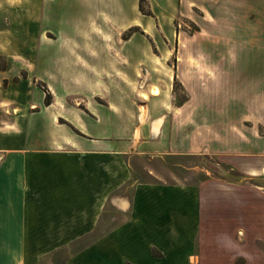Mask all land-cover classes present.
Returning <instances> with one entry per match:
<instances>
[{"label": "crops", "instance_id": "obj_1", "mask_svg": "<svg viewBox=\"0 0 264 264\" xmlns=\"http://www.w3.org/2000/svg\"><path fill=\"white\" fill-rule=\"evenodd\" d=\"M182 3L185 15L195 5L194 32L180 25V44L184 33L201 50L177 56L173 77L187 98L172 113L151 92V125L137 137L84 125L81 117L99 120L106 109L89 95L105 93L101 83L65 90L83 94L86 108L60 113L50 102L13 118L0 108V264L196 263L203 185L163 178L165 158L264 154V0ZM223 8L225 23L217 17ZM82 62L98 81L121 70L116 55Z\"/></svg>", "mask_w": 264, "mask_h": 264}, {"label": "rangeland", "instance_id": "obj_2", "mask_svg": "<svg viewBox=\"0 0 264 264\" xmlns=\"http://www.w3.org/2000/svg\"><path fill=\"white\" fill-rule=\"evenodd\" d=\"M182 1L0 0L1 110L13 118L50 102L60 113L76 104L86 108L85 100L77 98L83 94L65 90L83 91L101 83L106 92L89 95L106 109L99 120L81 117L84 125L110 133L118 129L133 135L136 130L137 137L139 126L151 125L145 105L155 87L172 113L176 109L171 105L187 98L183 85L173 77L177 56L201 50L190 40L184 43V33L180 44V25L193 36L195 11L191 3L185 15ZM228 16L223 8L217 17L225 23ZM217 51L225 52V47L218 46ZM111 55L121 59V70L100 81L82 62L97 65ZM89 106V112L98 116ZM161 107L165 103L156 106ZM61 120L68 122L69 117L64 114ZM154 164L160 167L159 160L154 159ZM263 166L261 153L241 159L202 153L165 158L163 178L203 185L195 264H264Z\"/></svg>", "mask_w": 264, "mask_h": 264}, {"label": "bare ground", "instance_id": "obj_3", "mask_svg": "<svg viewBox=\"0 0 264 264\" xmlns=\"http://www.w3.org/2000/svg\"><path fill=\"white\" fill-rule=\"evenodd\" d=\"M154 88V87H153ZM152 94H154V95H156V94H159V89L157 88V87H155L153 90H152ZM144 96V98H147V95L146 94H143ZM143 120V119H142ZM160 122V121H159ZM161 123V122H160ZM160 125L161 124H159V125H156L155 127H154V130L158 133V131H159V129H160Z\"/></svg>", "mask_w": 264, "mask_h": 264}]
</instances>
